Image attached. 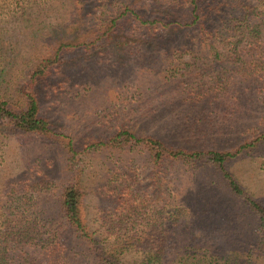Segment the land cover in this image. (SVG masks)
Wrapping results in <instances>:
<instances>
[{
    "label": "rangeland",
    "instance_id": "obj_1",
    "mask_svg": "<svg viewBox=\"0 0 264 264\" xmlns=\"http://www.w3.org/2000/svg\"><path fill=\"white\" fill-rule=\"evenodd\" d=\"M196 1L197 23L188 0H59L20 17L2 9L0 87L8 102L55 41L87 44L114 17L120 32L60 53L38 81V113L49 134L21 132L0 119V227L14 215L52 226L66 264H93L86 241L56 219L59 195L75 185L89 236L118 230L116 247L133 243L122 264H141L134 241L148 227L153 240L177 231L163 242L162 264H222L216 255L230 264H264V236L244 203L264 206V31L254 44L231 45L242 39L234 31L244 20L264 21V0ZM125 7L134 16L124 15ZM161 17L173 23H151ZM118 131L171 150L232 154L249 143L223 163L243 198L205 163L154 160L142 143L95 147ZM25 250L39 258L35 248Z\"/></svg>",
    "mask_w": 264,
    "mask_h": 264
},
{
    "label": "trees",
    "instance_id": "obj_2",
    "mask_svg": "<svg viewBox=\"0 0 264 264\" xmlns=\"http://www.w3.org/2000/svg\"><path fill=\"white\" fill-rule=\"evenodd\" d=\"M8 1V4L5 2ZM59 0H0V15L5 16L2 13V9L10 10L11 16H23L25 11L35 6L38 10L48 9V3L55 4ZM78 1V0H69ZM191 10L190 15L192 20L196 19V23L199 20L197 10H199V3L196 0H188ZM42 5L43 7H38ZM8 7V8H7ZM134 16L135 11L133 8L125 7L123 9L124 15L126 12ZM78 13V12H77ZM78 15V14H77ZM137 18V17H136ZM2 19V18H0ZM247 25H243L240 28L239 34L243 39L234 38L231 41L233 48H237L243 43L244 40L249 43L257 40L260 34L264 31V21L256 22L255 24H248L250 20H244ZM240 22L241 25L244 22ZM193 22V21H192ZM195 22V21H194ZM151 23H163L162 17L155 19ZM173 23V22H169ZM168 23V24H169ZM166 24V25H168ZM119 23H116V17L105 20L102 26L98 29L95 37L109 38L111 34L120 32ZM202 28V27H201ZM99 34V35H98ZM95 37L90 38V42L86 44L85 40L71 45L64 41H55L51 46V53L44 56H37L33 67L29 69L25 74L27 80L19 86H15L14 90V101L8 102L5 94L0 87V119H5L14 125L19 131L25 133H36L39 135H47L50 133L46 120L39 116L38 109V97L35 86L38 81L45 77L50 67L58 64L60 53L68 51L74 46H87L92 44ZM252 39V41H251ZM259 45V43L257 44ZM263 54V55H262ZM261 60L264 59V48L261 53ZM144 144L146 150L150 152L154 160H159L163 156L170 159H177L181 161H192L205 163L211 167L219 169L222 172L223 180H225L227 188L230 192L239 197L243 198V192L233 178L224 171L223 163L229 158H233L240 150L248 148L249 143L242 144L239 146L234 153L229 152H202V151H188L185 149H168L161 141H158L152 137L143 136L135 137L129 132L118 131L113 134L105 143L96 142L95 147H111V148H122L123 145L128 144ZM70 148V146H69ZM81 201V192L75 185L66 186L61 194L59 195V201L57 205L56 219L58 221H64V225L69 227L74 234L81 240H85L89 252L92 254L93 264H122L120 256L126 248H130V245L117 246V239L119 235L117 231L114 233H105V235L99 234V237H90L86 232L84 225L82 224L79 217V207ZM245 205L255 214L258 225L260 227L261 236H264V206L260 205L251 199L245 197ZM24 219H17L15 215L3 221L0 227V264H66L64 258L60 256L58 245L59 234L54 232L52 226L49 230L44 229L43 226H38L36 223L24 222ZM172 221V219H171ZM149 232H141V235L136 237L135 243L138 248V255L141 264H162V257L167 253L165 246L163 245L164 240H168L173 237L175 232L168 234L167 231L162 234L159 232L153 240L154 229L148 227ZM180 231V230H179ZM182 231H180L179 236ZM178 234V233H177ZM109 235H113L112 242L106 240ZM181 237V236H180ZM144 241V242H143ZM173 242V239L170 240ZM167 246V245H166ZM35 248V253L39 258L25 253V249ZM215 259L221 260L222 264H230L225 256L214 257ZM207 264H217L216 261Z\"/></svg>",
    "mask_w": 264,
    "mask_h": 264
}]
</instances>
